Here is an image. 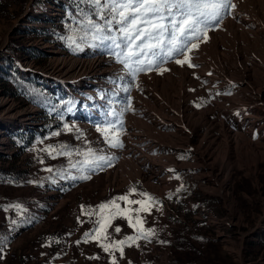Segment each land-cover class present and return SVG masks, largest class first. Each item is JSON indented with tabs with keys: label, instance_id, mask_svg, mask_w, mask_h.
<instances>
[{
	"label": "rangeland",
	"instance_id": "374dc122",
	"mask_svg": "<svg viewBox=\"0 0 264 264\" xmlns=\"http://www.w3.org/2000/svg\"><path fill=\"white\" fill-rule=\"evenodd\" d=\"M4 1L6 4L0 6V264H110L108 254L95 241L83 242L84 233L94 228L93 221L96 219L94 214L89 218L86 213L99 211L97 206L100 203L127 194L133 186L138 192H148L163 202L159 211L154 209L150 215L142 214L144 227L154 228L158 235L151 243L142 240L139 247H127L123 258L117 253L118 264H173L172 260L180 252L174 243L180 231L218 264H264V249L260 251L262 244L250 245L249 242L258 241L264 234V109L258 111L253 107L257 102L256 94L252 96L250 91H246L247 95L240 93L234 98V101L237 99L236 106L247 105L244 110L245 116H248L245 125L248 127L249 119L258 116L262 126L260 132L252 133L250 141L246 137L240 139L239 147H243L244 155L239 154V161L235 156H224L223 167L210 171L200 164L203 160H197L192 147H154V140L144 138L143 148L151 147L154 156L164 153L177 163L171 168L176 170L175 173L163 171L153 175L149 164L143 166L133 162L127 152L128 132L123 137L124 149H108L96 132L95 124L105 119L109 100L114 99L111 106L119 110L120 102L125 100L126 95L133 98V106L135 102L146 104L148 101L150 114L160 117L166 109L165 104L156 94L147 93L146 85L150 86L152 77H161L168 72L163 75L155 72L141 74L139 90L132 87L130 93L120 92L113 98L114 86L109 78L122 74V66L102 49L85 45L83 51L72 52L52 40L57 37L56 33L49 34L53 25L70 34L69 26L74 22L65 20L70 0H27L16 16L11 12L18 8V1L0 0ZM241 1L233 0L236 4L234 11L239 12ZM250 6L248 4L243 9H248L247 15L253 13ZM238 19L225 15L221 28L209 31L208 42L202 43L195 52L194 63L200 67L189 69L175 63L167 65L175 72L188 69L193 85L188 82L187 89H195L189 90L188 103L192 109L200 111L212 102H223L226 97L235 95L236 87H244V83L225 79L213 62V67L206 65L207 69L203 65V61L210 60L208 49H211L215 33L225 34L227 38L224 41L228 46L231 43L241 46L243 62L253 60L261 64L264 61V41L258 37L260 34L245 32V28L238 25ZM246 37L256 43L248 42ZM60 57H64L65 66L82 59L85 67L80 72L72 70L70 75L63 71L51 74L49 71L55 69L49 66L50 62ZM26 58H33L35 66L25 62ZM94 62H99V68L95 67L93 71L91 63ZM54 65L58 68L60 63L55 62ZM90 68L92 71H88ZM193 72L200 77L199 80L194 78ZM209 72L212 75H208ZM202 81H207V84ZM56 89L62 91L56 92ZM101 92L107 93L104 99L100 98ZM217 92H231V95H215ZM63 93L71 99L70 111L67 109L68 98ZM201 98L207 102L202 107H195V104L201 103ZM142 107L138 106L139 109ZM53 108L55 111H52ZM129 114L124 116L127 131ZM210 115L213 120L219 119L216 109ZM65 122L79 127L91 147L114 154L116 159L112 161V166L92 174L89 180L71 181L56 175L55 170H68V159H52L41 149L49 144L61 143L81 149L89 146L84 140H76L75 133L63 132ZM30 129L33 134L29 133ZM206 129L207 125L203 124L191 135V146L196 147L201 142ZM53 131H61V135L51 136ZM135 140L133 138L130 142L135 143ZM164 140L162 138L163 144L167 142ZM209 140L207 137L206 142ZM216 140L213 141L214 146L219 143ZM181 156L184 158L181 159ZM40 159L44 160L43 164ZM72 159L75 161L80 157L74 155ZM213 160L215 154L210 155L207 162ZM47 167L53 168L54 172L45 171ZM69 171L77 174L75 170ZM177 174L179 180L175 179ZM181 184L184 190L176 194L175 189ZM169 193L173 194V199L167 198ZM141 198L138 194L130 196V199ZM17 203L25 210L23 213L14 208L4 210L5 206ZM118 203L122 208L127 206L124 202ZM77 217L83 223H78ZM116 225L122 228L119 234L114 232ZM108 231L112 239L134 234L126 220L120 218L113 221V228ZM49 238L55 239L50 241ZM78 240L82 242L77 244ZM94 256L99 259H90Z\"/></svg>",
	"mask_w": 264,
	"mask_h": 264
},
{
	"label": "snow or ice",
	"instance_id": "6c2138e0",
	"mask_svg": "<svg viewBox=\"0 0 264 264\" xmlns=\"http://www.w3.org/2000/svg\"><path fill=\"white\" fill-rule=\"evenodd\" d=\"M74 2V11L68 13L74 24L69 26L70 34L62 35L61 39L74 51H83L85 45L102 49L115 63L122 66V74L109 78L114 86L113 98L120 92L130 93L132 87L139 90L141 74L155 72L163 75L171 71L167 67L169 63H175L180 67L186 66L189 69L200 67L194 63L195 52L202 43L208 42L209 31L221 28L225 15L235 18L236 9L233 0H74ZM193 75L194 78L200 79L195 72ZM208 75L212 73L209 72ZM202 83L207 84V81ZM221 94L231 95V92L215 93ZM99 95L104 99L107 93L101 92ZM114 102V99L109 100L105 119L95 124V130L101 135L108 149L119 150L125 147L123 137L127 129L124 116L128 112L134 113L135 108L131 95H126L125 100L120 102L119 110L111 106ZM206 102L201 98V103L195 104V107H202ZM52 111H55V108ZM60 119L63 120L62 114ZM63 132L75 133L76 140H84L89 146L81 149L61 143L49 144L41 149L52 159L59 157L68 159V170H55L61 179L89 180L92 174L112 166V161L116 159L115 155L106 154L104 149L91 147L84 132L75 124L63 123ZM59 135L61 131L51 133V136ZM74 155L80 159L73 161ZM39 162L43 164L44 160L40 159ZM44 170L54 172L51 167ZM69 170H75L77 174L74 175ZM168 171L176 172L175 169ZM175 179L179 180L180 176L175 175ZM183 190L184 186L181 184L175 189V193L179 194ZM132 194H138L142 198L130 199ZM167 198L173 199V194L169 193ZM118 202H124L127 206L122 208ZM157 205L160 207H156ZM162 206L163 202L160 199L148 192H138L137 187L133 186L127 194L100 203L97 206L99 211L86 213L89 218L94 214L96 219L93 221L94 228L84 233L83 242L95 241L102 251L108 254L110 264H118L117 253L123 258L127 247H139L142 240L151 243L158 235L154 228L144 227L145 219L142 214L150 215L154 209L159 211ZM9 208H14L18 213L25 211L18 203L5 206L4 210L7 211ZM83 208L81 205L82 210ZM117 218L126 220L134 234L125 235L122 239H112L108 230L113 228V221ZM77 221L83 223L79 217ZM114 232L119 234L122 228L116 225ZM53 239L55 238H49L50 241ZM55 242L59 243V240ZM81 242L76 241L77 244ZM90 259L99 257L94 256Z\"/></svg>",
	"mask_w": 264,
	"mask_h": 264
},
{
	"label": "bare ground",
	"instance_id": "6f19581e",
	"mask_svg": "<svg viewBox=\"0 0 264 264\" xmlns=\"http://www.w3.org/2000/svg\"><path fill=\"white\" fill-rule=\"evenodd\" d=\"M242 1L240 2L242 10L239 8V12L237 10L234 11L235 17H239L238 25L244 27L245 32L252 31L256 34H260L258 37L264 41V0H244V3ZM248 4H250L252 6L251 9H253L251 15L246 14L248 9L246 11L243 10ZM247 27L250 29H246ZM238 30L239 28L236 32H238ZM245 32L244 34H247ZM226 38L227 36L221 32L213 35L211 49H208L211 53V57L210 60L203 61V65L207 69L213 62L216 66L215 69L218 70L225 79H233L235 82L244 83L243 88L240 86L236 87L235 95L225 98L223 102L224 104L228 102V105H224L222 101H215L203 110L197 111L192 109L188 103L190 91L187 89V83L189 82L191 84L188 69L181 70L182 72L178 71V73L174 71V68L171 72L161 77H152L148 84L151 87L146 85L147 93H150V95L156 94L158 98L160 97L163 104H165L166 109L160 117H154L150 114L148 101L146 104L144 102L134 103L135 112H130L127 117V138L129 137L127 152L131 154L133 162L143 166L149 164L153 175L163 171L167 172L168 169L177 166V163L173 158L164 156V153L154 156L151 153V147L143 148L142 143L145 141L144 138L154 140V147H165L167 145L192 147L195 155L198 157L197 160H203L200 164L202 163L209 168L210 171H214L217 168L223 167V160H225L224 156H226V158H233V156H235L237 157L236 160L239 161V154L243 153V147H239L240 139L246 137L250 141V137L254 131L260 132L262 130V126L259 122L260 117L258 116H253L249 119L248 127L245 125L248 116H245L244 110L247 108V105L241 107L236 106L235 102L237 99L234 101V98L240 93H243L245 96L247 95L246 91H250L252 96L256 94L257 98V102L253 104V107L258 111L264 109V61H262L261 64L253 60L243 62L244 54H241L243 53L241 51V46L235 43H231V45L228 46L226 41H224ZM245 40L248 42L254 41L252 38L249 39L248 37H246ZM254 43L256 42L254 41ZM55 62L60 63L58 68L54 65ZM76 63L77 61H72L69 66H65L66 62L64 57H60V59H53L49 66L55 69V72L59 73L63 71L65 74L70 75L72 70L75 72L81 71L76 69ZM79 64H82V61H79ZM98 65L99 62L91 63L93 71ZM203 65L201 67H203ZM63 66L67 68L61 70L64 69ZM211 66L213 67V65ZM259 68L262 70L260 71ZM81 74L83 75L85 72ZM249 98L252 99L251 96H249ZM222 99H224V97ZM251 99L249 101H251ZM139 105H142L144 108L142 107L139 109ZM213 109H216L218 112L219 119L217 120L211 118L210 113ZM236 113H239V115ZM203 124L207 125V129L201 138V142L196 147L191 146V135L194 134L195 131H198ZM207 137L210 139L209 142H206ZM133 138L136 139L135 143L130 142ZM162 138L168 143L164 142L163 144ZM216 139L219 140V143H217V146H214L213 141ZM145 144L147 145V143ZM254 150H256V148ZM254 150L253 152H255ZM212 154H215V160L207 162L209 156H212ZM218 165L220 167H218Z\"/></svg>",
	"mask_w": 264,
	"mask_h": 264
},
{
	"label": "trees",
	"instance_id": "16d2710c",
	"mask_svg": "<svg viewBox=\"0 0 264 264\" xmlns=\"http://www.w3.org/2000/svg\"><path fill=\"white\" fill-rule=\"evenodd\" d=\"M17 1H18L19 6L16 10H13L11 12V14L13 16L18 15L23 10L27 0H17ZM3 4H6V2L5 1L0 2V6H2ZM74 9H75V2H74V0H70L68 12H72V11H74ZM68 19H69V16H67L65 18V20H68ZM58 27L59 26H55V25L50 27L52 30V33L50 32L49 34L56 33V35H57V37L52 38V40L55 42H58L62 47L68 49L69 51L76 52L67 46L65 40L61 39L62 35H68V34L64 33V31L58 30ZM48 30H50V29H48ZM46 33H47V31H46ZM33 49L36 50L35 48H33ZM33 55H35V54H33ZM57 90L62 91L61 89H56V92H57ZM58 94L59 95L61 94L60 96H62L61 92H59ZM63 94L66 96V98H68V101H69V104L67 105L68 106L67 109L71 110V104H72L71 99L66 93H63ZM59 95H57V96H59ZM28 131L31 134L34 133V131L32 129H30ZM197 238H199V237L197 236ZM246 240L248 241V238H246ZM249 242H250V245H253V244L260 242L262 244L260 251H262L264 249V234L261 238L258 239V241H256V242L255 241H249ZM174 243H175V247L178 249L177 251H180V252H178V254L172 260L173 264H209V262L211 261V258L209 257L208 253L206 251L202 250L200 246H198L197 244L194 243V241L190 240L189 237L187 236V234H185L182 231L177 233L175 240H174ZM250 251H252V250H250ZM210 264H218V263L211 261ZM252 264H259V263L255 262Z\"/></svg>",
	"mask_w": 264,
	"mask_h": 264
},
{
	"label": "built area",
	"instance_id": "2783aa9c",
	"mask_svg": "<svg viewBox=\"0 0 264 264\" xmlns=\"http://www.w3.org/2000/svg\"><path fill=\"white\" fill-rule=\"evenodd\" d=\"M96 58H97L98 60H101V58H99V57H96ZM96 58H95V59H96ZM27 61L30 62V65H31L32 67L35 66V64H34V61H35V60H34L33 58H30V59H29V58H26V59H25V62H27ZM80 61H82V59H80ZM18 62H19V61H18ZM25 62H24V63H25ZM19 63H20V62H19ZM20 64H21V63H20ZM84 65H85V64L83 63V61H82V64H79V62H77V64H76V66H77L76 69H77V70H80V69L82 70V69H83L82 67H85ZM21 67L24 68L25 66H23V64H22ZM31 69H32V68H31ZM90 70L92 71L91 68H90ZM90 70H89V71H90ZM49 72H50V73L52 72L51 74L56 73L55 71H49ZM56 74H57V73H56Z\"/></svg>",
	"mask_w": 264,
	"mask_h": 264
}]
</instances>
